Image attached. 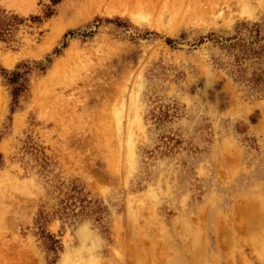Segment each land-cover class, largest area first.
<instances>
[{"label":"rangeland","instance_id":"obj_1","mask_svg":"<svg viewBox=\"0 0 264 264\" xmlns=\"http://www.w3.org/2000/svg\"><path fill=\"white\" fill-rule=\"evenodd\" d=\"M49 5L0 0V264H264V0Z\"/></svg>","mask_w":264,"mask_h":264},{"label":"trees","instance_id":"obj_2","mask_svg":"<svg viewBox=\"0 0 264 264\" xmlns=\"http://www.w3.org/2000/svg\"><path fill=\"white\" fill-rule=\"evenodd\" d=\"M50 3V7H47V12L45 13L43 19H49L53 16L54 7L58 6L63 0H48ZM30 20L32 23L39 24L41 23L42 19L38 16H31ZM25 20L19 18L17 15L14 14H7L4 10H1L0 8V42H6L10 40L12 37L13 32L16 30L18 26H20ZM254 28L251 30V34L254 35L253 39L251 40L250 44L259 43L261 41H264V38H261V32L262 29H260L259 25H254ZM0 71L3 74H6L7 72L0 68ZM25 76V73H19V72H12L9 74L7 78V82L9 85H11V97H12V105H11V112H14V110L18 106V98L19 96L26 91V79L23 77ZM249 83L253 84V86L258 87L261 83L264 84V81L261 80L257 76H253ZM47 239L51 241L52 244L57 243L54 241L50 236H47Z\"/></svg>","mask_w":264,"mask_h":264},{"label":"bare ground","instance_id":"obj_3","mask_svg":"<svg viewBox=\"0 0 264 264\" xmlns=\"http://www.w3.org/2000/svg\"><path fill=\"white\" fill-rule=\"evenodd\" d=\"M236 2L238 1V0H235ZM235 1L233 0V2L235 3ZM230 3V2H229ZM237 5H238V3H236ZM226 5V4H225ZM230 5V4H229ZM214 6L216 7V5L214 4ZM132 8V7H131ZM236 10H238V9H236ZM218 11H221V10H218ZM218 11L216 12V13H218ZM227 12V11H226ZM224 13V12H223ZM215 15V14H214ZM221 14H220V12L218 13V16H220ZM209 16V15H208Z\"/></svg>","mask_w":264,"mask_h":264}]
</instances>
